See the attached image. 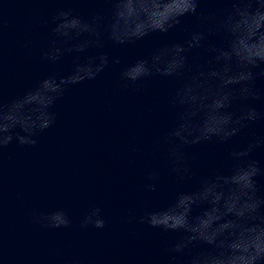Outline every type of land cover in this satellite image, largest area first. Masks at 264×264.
Returning a JSON list of instances; mask_svg holds the SVG:
<instances>
[{"label": "clouds", "instance_id": "clouds-1", "mask_svg": "<svg viewBox=\"0 0 264 264\" xmlns=\"http://www.w3.org/2000/svg\"><path fill=\"white\" fill-rule=\"evenodd\" d=\"M110 15L97 14L84 20L72 9H60L51 18V41L41 50V59L58 62L65 53H85L89 48H103L100 30L105 24L107 38L115 44L135 43L152 33L168 34L181 25L185 16H196L206 24L208 35H220L223 43L206 45V33L193 30L182 43L166 44L150 57L140 58L120 72L125 88L138 90V82L152 76L173 78L178 86L168 97L177 110L173 126L158 140L170 171L178 181L191 179L195 173L187 149L204 143H225L242 129L264 121V111L244 103L261 98L255 82L264 78V0H226L230 8L223 14L201 16L202 0H108ZM4 22L0 17V33ZM204 48L208 58L195 68L189 53ZM119 59L107 53L76 56L68 75L52 74L23 95L5 103L0 98V154L15 141L20 146H34L35 137L51 128L56 120L52 108L70 87L94 80ZM259 69V71H257ZM239 102V103H238ZM264 147V137H257L245 147L229 153L232 165L224 172L201 176L194 191H181L167 207L150 208L145 202L140 224L183 235L173 241L169 252L186 256L184 264H264V197L259 195L257 177H264V167L252 159L257 148ZM159 150V149H154ZM160 173L150 171L144 188L157 190ZM199 210L193 215L194 210ZM32 221L45 228L71 226L63 209L33 213ZM80 226L105 227L102 209L93 206L83 216ZM72 264H80L73 260Z\"/></svg>", "mask_w": 264, "mask_h": 264}]
</instances>
